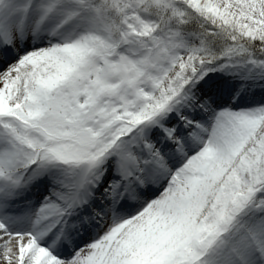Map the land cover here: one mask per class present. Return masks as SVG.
<instances>
[{
    "label": "snow or ice",
    "instance_id": "6c2138e0",
    "mask_svg": "<svg viewBox=\"0 0 264 264\" xmlns=\"http://www.w3.org/2000/svg\"><path fill=\"white\" fill-rule=\"evenodd\" d=\"M0 264H264V0H0Z\"/></svg>",
    "mask_w": 264,
    "mask_h": 264
}]
</instances>
